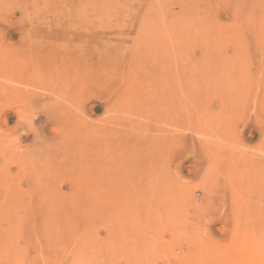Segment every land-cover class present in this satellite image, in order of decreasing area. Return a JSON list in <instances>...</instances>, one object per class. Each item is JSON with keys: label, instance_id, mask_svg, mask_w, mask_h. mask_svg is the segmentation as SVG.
Returning a JSON list of instances; mask_svg holds the SVG:
<instances>
[{"label": "rangeland", "instance_id": "1", "mask_svg": "<svg viewBox=\"0 0 264 264\" xmlns=\"http://www.w3.org/2000/svg\"><path fill=\"white\" fill-rule=\"evenodd\" d=\"M0 264H264V0H0Z\"/></svg>", "mask_w": 264, "mask_h": 264}]
</instances>
